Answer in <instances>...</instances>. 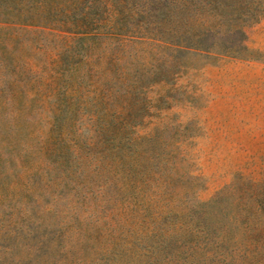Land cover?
<instances>
[{
  "label": "rangeland",
  "instance_id": "rangeland-1",
  "mask_svg": "<svg viewBox=\"0 0 264 264\" xmlns=\"http://www.w3.org/2000/svg\"><path fill=\"white\" fill-rule=\"evenodd\" d=\"M253 3L263 16L231 54L116 23L110 0L81 5L79 26L0 9V264H187L264 245Z\"/></svg>",
  "mask_w": 264,
  "mask_h": 264
},
{
  "label": "trees",
  "instance_id": "trees-1",
  "mask_svg": "<svg viewBox=\"0 0 264 264\" xmlns=\"http://www.w3.org/2000/svg\"><path fill=\"white\" fill-rule=\"evenodd\" d=\"M4 0H0L3 4ZM118 8L116 23L124 19L138 24V30H145L154 39L199 51H222L233 53L237 43L230 38L240 33V44L246 41L247 26L258 21L262 10L253 2L257 0H110ZM145 1L144 5H140ZM88 0H27L9 5L7 2L0 7L6 9L4 16H14L16 10L36 9L38 13L49 10L63 14V23L78 25L83 15L77 16L79 7ZM151 5L152 9H148ZM154 13V14H153ZM153 14V15H152ZM21 15V14H19ZM152 15V16H150ZM25 22L30 21L24 16ZM123 25V23L121 24ZM79 26V25H78ZM224 36L229 38L223 43ZM223 44V45H222ZM222 46V47H221ZM254 243V248L251 245ZM243 245V253H227L212 256L204 254L201 258H191L187 264H264V245L253 242ZM225 246V244H221Z\"/></svg>",
  "mask_w": 264,
  "mask_h": 264
}]
</instances>
